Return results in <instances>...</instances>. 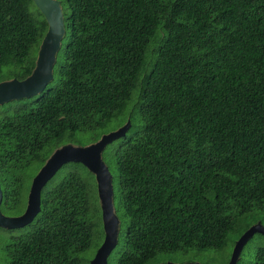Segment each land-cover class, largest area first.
I'll list each match as a JSON object with an SVG mask.
<instances>
[{
    "label": "trees",
    "instance_id": "16d2710c",
    "mask_svg": "<svg viewBox=\"0 0 264 264\" xmlns=\"http://www.w3.org/2000/svg\"><path fill=\"white\" fill-rule=\"evenodd\" d=\"M59 2L66 42L52 81L0 106L1 213L24 211L55 150L127 112L138 126L105 147L122 218L116 264L221 249L264 218V0ZM46 31L32 0H0V83L30 76ZM65 166L34 219L4 229L6 264H85L102 226L97 185Z\"/></svg>",
    "mask_w": 264,
    "mask_h": 264
},
{
    "label": "water",
    "instance_id": "95a60500",
    "mask_svg": "<svg viewBox=\"0 0 264 264\" xmlns=\"http://www.w3.org/2000/svg\"><path fill=\"white\" fill-rule=\"evenodd\" d=\"M47 23V31L41 41L35 67L24 80L11 79L0 83V106L14 100L39 95L53 79V67L56 55L65 35L63 14L57 0H32ZM129 127V122L119 130L107 134L97 142L76 147L65 145L55 150L43 167L32 179L27 206L24 213L17 217L4 216L0 211V228L20 229L28 225L40 210V193L45 184L67 163H79L91 172L96 181L97 195L101 208L104 239L90 264H106V258L117 244L119 219L113 207L112 176L101 158L105 147L122 138ZM0 190V203H1ZM264 236V227L255 224L247 229L235 243L229 264H236L238 255L245 243L255 234Z\"/></svg>",
    "mask_w": 264,
    "mask_h": 264
},
{
    "label": "rangeland",
    "instance_id": "374dc122",
    "mask_svg": "<svg viewBox=\"0 0 264 264\" xmlns=\"http://www.w3.org/2000/svg\"><path fill=\"white\" fill-rule=\"evenodd\" d=\"M59 1V0H57ZM62 8V6H61ZM30 12L33 15H36L35 8L33 6H30ZM63 13V11H62ZM66 42V39L63 38L61 40V46L63 47ZM56 71V66L53 68V74ZM136 92L132 93L131 100L128 104V108L131 107L132 103L136 100ZM128 122H130V126L132 125V130L138 126L139 122L138 119L132 118L130 119L128 113L126 112L122 116L118 117L115 120H112L106 128L102 130H98L96 132H87V133H79L76 135L75 139L70 143V145L76 146V147H86L94 142H96V139L103 137L107 134H110L112 132H115L119 130L120 128L124 127ZM108 148H105V150L101 154V158L105 165L109 168L110 174L113 179V207L114 210H116L115 215L119 218L120 221H122V218L120 217V213L117 210L118 209V198H117V190H116V173L112 169V167H109L108 165V159H107V152ZM66 165V164H65ZM63 165L56 174L52 177L53 181H56L60 174L66 170V166ZM31 174H35V171H32ZM35 177V175H34ZM51 178V179H52ZM50 179V180H51ZM49 180V181H50ZM49 182V183H52ZM100 206V205H99ZM96 208V203H92V209ZM101 209V208H100ZM261 224L264 227V218H258V219H252V220H246L243 224H240V232H236L231 234L228 237V241L226 245L221 249H205V250H198L196 248L187 249L184 251H177L169 254H158L153 260H151L148 264H229L235 243L240 238L241 234L244 232V229L246 226L252 224ZM101 229L103 230V225L101 227H96L93 232V239L92 244L88 251L84 254L85 257V264H90L92 259L94 258L97 250L101 246L103 242ZM125 230V224L121 222V231L119 233V241L121 240V237L123 235V232ZM9 233L0 228V264H6L5 255L3 254L1 248L5 240L9 237ZM121 242L115 246L110 254L106 258V264H116L117 259L120 255V252L122 250ZM259 249H264V236L258 233H255L242 247L238 258L236 260V264H252L255 260V255Z\"/></svg>",
    "mask_w": 264,
    "mask_h": 264
},
{
    "label": "flooded vegetation",
    "instance_id": "af4514ba",
    "mask_svg": "<svg viewBox=\"0 0 264 264\" xmlns=\"http://www.w3.org/2000/svg\"><path fill=\"white\" fill-rule=\"evenodd\" d=\"M30 189V188H29ZM29 194V193H28ZM27 199H28V195H27ZM26 206H27V201H26ZM25 209H26V207H25ZM25 209H24V211H25ZM24 211L20 214V215H22L23 213H24ZM20 215H18V216H20ZM10 217H17V216H10Z\"/></svg>",
    "mask_w": 264,
    "mask_h": 264
}]
</instances>
